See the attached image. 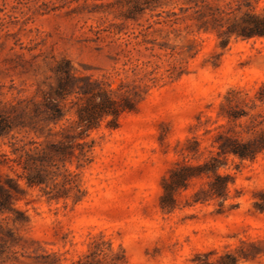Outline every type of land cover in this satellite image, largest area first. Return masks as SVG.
Wrapping results in <instances>:
<instances>
[{
  "label": "rangeland",
  "instance_id": "rangeland-1",
  "mask_svg": "<svg viewBox=\"0 0 264 264\" xmlns=\"http://www.w3.org/2000/svg\"><path fill=\"white\" fill-rule=\"evenodd\" d=\"M189 1L0 0V114L17 122L32 120L64 59L114 89L132 82L134 70L143 75L145 63L159 65L139 107L117 128L104 123L93 133L94 162L82 176L88 191L82 203L49 201L23 183L26 193L17 207L30 222L15 224L13 215H0V239L18 242L0 264H30L28 256L43 249L71 264L94 243L124 250L127 264H264V210L257 206L264 199V153L253 161L228 159L220 173L233 176L235 184L223 207L218 200L194 203L195 194L208 187L207 176L176 194L174 211L161 206L164 179L176 164L203 163L217 134L233 127L222 116L229 98L252 114L264 113L259 102L251 109L264 86V37L234 35L223 47L212 25L199 32V9ZM207 4H200L207 13L242 7L238 23L248 11L264 13V0ZM173 13L179 19L174 26ZM181 62L184 74L170 78V64ZM195 139L202 152L197 158L188 150ZM4 173L16 177L0 165Z\"/></svg>",
  "mask_w": 264,
  "mask_h": 264
},
{
  "label": "trees",
  "instance_id": "trees-1",
  "mask_svg": "<svg viewBox=\"0 0 264 264\" xmlns=\"http://www.w3.org/2000/svg\"><path fill=\"white\" fill-rule=\"evenodd\" d=\"M189 2L195 3L199 9V32L211 30L212 25L222 38L223 47H227L234 35L244 39L264 37V13L248 11L238 23L236 12L242 10L240 6L230 12L210 8L211 12L207 13L200 4H207L208 0ZM247 7L251 8V4ZM141 12L145 13V9ZM208 17L211 21L207 20ZM169 19L172 26L178 24V14L173 13ZM175 52L174 49L172 57ZM144 66L143 75L134 70L136 78L132 82L122 81L114 89L106 79L79 74L72 61L64 59L55 71L56 85L51 86L42 104L35 105L31 121L17 122L0 114V165L8 167L16 175L0 174V215H13L15 224L30 222L26 212L17 207V202L26 193L23 183L29 188H39L49 201L66 204L72 201L78 205L86 199L88 191L84 188L82 176L94 162L96 141L92 135L104 123L112 129L117 128L120 119L134 112L145 100L151 83L158 78L156 71L159 65L149 61ZM167 72L170 78L182 76L183 63L170 64ZM228 101L229 107L222 116L233 127L217 134L213 145L215 150L203 163L176 164L163 182L165 193L161 206L164 211H174L177 208L176 194L187 190L192 181L204 176L211 180L207 188L195 194L194 203L206 204L218 200L223 207L229 200L231 185L235 184L233 176L220 173L227 166L228 159L233 156L242 161H253L264 153V113L252 114L233 105L234 99L229 98ZM257 102L264 106V86L253 101V111L258 108ZM225 128V125L219 126V129ZM245 134L249 137L245 138ZM189 142L195 145L194 148L189 147V154L195 158L202 155L200 141ZM4 146L9 151H3ZM257 206L264 210V199L261 203L257 202ZM10 238L0 239V260L8 249L18 244L13 237ZM106 246L105 243H94L88 253L71 264H127L124 250L118 253L114 252L112 244ZM28 259L30 264H64L60 254L46 249L29 255ZM15 260L18 261V258Z\"/></svg>",
  "mask_w": 264,
  "mask_h": 264
}]
</instances>
